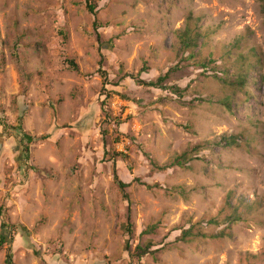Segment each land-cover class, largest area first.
I'll return each instance as SVG.
<instances>
[{"label":"rangeland","instance_id":"obj_1","mask_svg":"<svg viewBox=\"0 0 264 264\" xmlns=\"http://www.w3.org/2000/svg\"><path fill=\"white\" fill-rule=\"evenodd\" d=\"M86 5L0 0V264H264V0Z\"/></svg>","mask_w":264,"mask_h":264},{"label":"trees","instance_id":"obj_2","mask_svg":"<svg viewBox=\"0 0 264 264\" xmlns=\"http://www.w3.org/2000/svg\"><path fill=\"white\" fill-rule=\"evenodd\" d=\"M86 6L88 8V10L91 12V13H94L96 12V9H97V0H86ZM64 36H66L64 34ZM190 43L188 41L185 42V46H189ZM67 62L69 63V66L73 69V70H78L79 69V66L78 64L74 61V60H67ZM174 70L173 69H170L168 72H166L165 74L163 75H160L158 77L157 80L155 81H149V82H146V81H143V80H139L140 83L142 84H145V85H148V86H153V87H156V88H162L165 85V81L169 79L170 77V74L173 72ZM244 80H240L238 81V83H243ZM174 90V92H181L182 91V88L178 85H173L172 87H170ZM203 100V99H202ZM224 104H226L229 108L231 107L227 102H223ZM0 124H4L3 122L0 121ZM6 124H4V127ZM42 138H47V136H43ZM35 140V137L32 136L31 134L29 133H22L21 135V145H22V150H23V155H24V158H29L30 157V152H31V143H33V141ZM235 140H236V136H223L220 141L217 143L219 144L221 147L225 148V147H228L232 144L235 143ZM201 147V145H197L194 149H191V150H187L185 152H183L181 155H179L176 160H175V164L180 166V167H183L185 166V164L189 161V160H192L194 158H198V157H195V156H190V153H193V152H197L199 150V148ZM116 154H120V155H124V153H116ZM157 168L159 169H164V167H160V166H157ZM138 180V179H137ZM117 183H118V186L120 187V189L125 192V189L129 186L130 183H127V182H124L120 179H117ZM124 196L126 198H129L128 194L127 193H124ZM1 212V211H0ZM1 227H2V230L3 232L1 233L0 235V248L3 246V244L5 243H11L12 239H13V236H11L12 238L9 240L8 239V232L7 231H11L13 230V228H15L13 225H11L10 223L4 221L2 222L1 224ZM156 226H152L151 229H149L150 232H152L154 230ZM6 231V232H5ZM143 234V233H142ZM192 235V228H189V229H186L185 231L182 232L181 234V238L183 240H186V238L188 236H191ZM152 242H148L146 245H141V244H138L136 246V249H135V252L134 254H136V256L138 258H142L143 256L149 254V253H153L154 250H152ZM6 264H14L13 263V258H12V254L9 252L7 254V257H6Z\"/></svg>","mask_w":264,"mask_h":264}]
</instances>
